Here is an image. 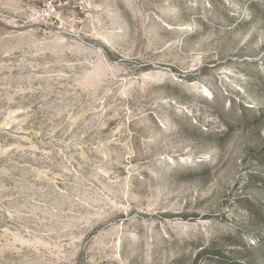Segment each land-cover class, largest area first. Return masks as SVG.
I'll return each instance as SVG.
<instances>
[{
  "label": "rangeland",
  "instance_id": "1",
  "mask_svg": "<svg viewBox=\"0 0 264 264\" xmlns=\"http://www.w3.org/2000/svg\"><path fill=\"white\" fill-rule=\"evenodd\" d=\"M0 264H264V0H0Z\"/></svg>",
  "mask_w": 264,
  "mask_h": 264
}]
</instances>
